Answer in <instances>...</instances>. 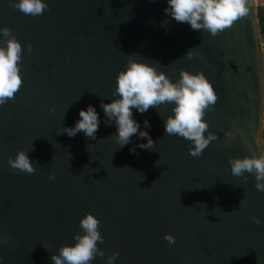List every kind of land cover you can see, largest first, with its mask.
<instances>
[{
    "label": "water",
    "instance_id": "water-1",
    "mask_svg": "<svg viewBox=\"0 0 264 264\" xmlns=\"http://www.w3.org/2000/svg\"><path fill=\"white\" fill-rule=\"evenodd\" d=\"M46 2L33 16L14 8V0H0V27L22 44V84L0 105L4 264H53L51 255L73 242L87 213L100 220L104 238L97 242L104 256L92 264H106L114 250L120 253L114 264H264V191L256 189L253 174L244 180L229 165L230 158L264 148L256 0L215 36L168 16L167 0ZM133 53L158 62L174 81L184 69L202 71L213 84L217 100L202 118L205 135L217 139L199 157L189 154L188 140L165 133L162 117L170 105L143 114L133 109L141 129L150 123L154 149L140 148L146 138L138 135L122 148L111 137L116 128L105 123L100 103L110 102L117 73ZM89 104L100 119L95 139L83 132L69 137L63 128ZM19 149H31L33 173L9 165ZM165 233L174 235L172 245Z\"/></svg>",
    "mask_w": 264,
    "mask_h": 264
},
{
    "label": "clouds",
    "instance_id": "clouds-1",
    "mask_svg": "<svg viewBox=\"0 0 264 264\" xmlns=\"http://www.w3.org/2000/svg\"><path fill=\"white\" fill-rule=\"evenodd\" d=\"M250 3L251 0H167L164 12L177 22H186L192 30L207 31L215 36L245 16ZM12 6L33 16L42 14L49 7L46 0H14ZM31 47V44L27 45L29 52ZM192 49L185 54L189 59L192 58ZM21 52L22 44L11 29L0 27V105L13 98L22 84L19 63ZM127 58L125 66L117 73L110 102L105 103L102 99L100 103L106 117L105 123L115 125L116 132L111 137L118 147H124L130 143L133 135H138L146 138V142L139 144L140 148L154 149L156 142L147 131L151 127L150 123L145 120L144 129H141L140 123L133 117V109L143 114L149 107L170 105V114L162 117L165 133L188 140L189 154L193 157L202 155L209 143L217 139L210 131L205 135L209 126L202 118L205 110L217 100L213 84L202 71L189 72L182 69L179 79L174 81L157 68L159 63L156 61L141 59L135 53ZM78 115L74 125L65 126L62 131L69 137L83 132L86 137L95 139L100 123L95 106L89 104L81 108ZM30 150H17L14 158L9 157V165L33 173L35 167L28 155ZM130 151L135 153V147ZM229 165L232 175L244 180L248 179L246 173L253 174L256 189L264 191V148L258 154L230 158ZM48 178L54 179V174L50 173ZM253 220L257 224L261 223L259 217L254 216ZM99 224L100 220L92 213L82 216L79 220L80 231L73 234V242L61 245L51 255L53 264H92L96 256L103 257L104 250L97 243H103L104 239ZM7 239V236L0 237V240ZM163 239L169 245L175 242L171 233H165ZM119 255V251L114 250L107 257L106 264H114ZM0 264H4L3 256H0Z\"/></svg>",
    "mask_w": 264,
    "mask_h": 264
},
{
    "label": "trees",
    "instance_id": "trees-1",
    "mask_svg": "<svg viewBox=\"0 0 264 264\" xmlns=\"http://www.w3.org/2000/svg\"><path fill=\"white\" fill-rule=\"evenodd\" d=\"M258 17L260 22L262 38L264 40V3L258 6Z\"/></svg>",
    "mask_w": 264,
    "mask_h": 264
},
{
    "label": "rangeland",
    "instance_id": "rangeland-1",
    "mask_svg": "<svg viewBox=\"0 0 264 264\" xmlns=\"http://www.w3.org/2000/svg\"><path fill=\"white\" fill-rule=\"evenodd\" d=\"M256 3L259 5H262L264 3V0H256ZM263 47H264V40H263Z\"/></svg>",
    "mask_w": 264,
    "mask_h": 264
}]
</instances>
